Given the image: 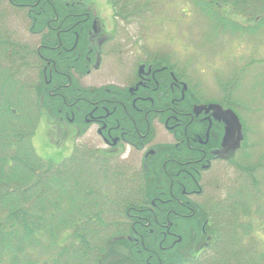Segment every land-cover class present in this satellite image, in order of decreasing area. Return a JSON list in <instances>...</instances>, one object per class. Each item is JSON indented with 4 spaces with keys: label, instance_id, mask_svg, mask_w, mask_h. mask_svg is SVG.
<instances>
[{
    "label": "flooded vegetation",
    "instance_id": "obj_1",
    "mask_svg": "<svg viewBox=\"0 0 264 264\" xmlns=\"http://www.w3.org/2000/svg\"><path fill=\"white\" fill-rule=\"evenodd\" d=\"M59 3L72 18L41 19L44 27L35 30L29 16L39 22L40 16L48 13L46 5L56 13L53 0H0V25H21L25 14L30 33L40 37L36 55L42 72L37 101H45L46 96H50L48 101H64L63 113L59 109L58 113L44 112L43 116L75 125L73 146L78 137L85 135L80 145L92 144L91 149L101 153L99 158L113 166L122 165L135 172L161 168L165 173V177L157 179L167 184L165 190L151 200L139 196L141 202L132 212L127 208L123 214L127 217L123 232L128 233L127 238L132 239V247L139 255L134 262L166 264L167 258L174 256L177 264H263L261 259L246 262L230 257L237 239H243L239 236L242 232L222 231L213 215L207 216L209 211L199 209L203 186L208 185L207 192L216 181L202 174L222 160L214 154L221 153L228 144V127L221 119L217 103L199 102L224 99L200 97L204 85L199 72L188 67L192 52L186 53L184 38L168 33L164 35L170 40L163 39L164 35L146 33L148 28L143 33H121L118 23L138 21L135 12H115L121 7L129 9L130 0H59ZM216 3L222 12L230 7ZM172 6L178 10L181 21L184 7L178 2ZM28 8H36V15ZM99 9L100 13L96 11ZM73 11L80 12L78 17ZM11 33L15 36L13 41L30 48L24 37ZM4 34L7 41H12L7 31ZM5 54L7 50L2 45L0 56ZM81 70L86 72L83 77ZM99 70L109 80L102 85H85L84 79ZM89 88L99 91L87 96ZM214 125L216 133L212 137L208 131ZM90 129L96 137L87 133ZM218 147L221 152L215 149ZM144 233L154 236L151 245L145 242ZM257 239L259 246L256 244L255 248L262 250L263 236Z\"/></svg>",
    "mask_w": 264,
    "mask_h": 264
},
{
    "label": "trees",
    "instance_id": "obj_2",
    "mask_svg": "<svg viewBox=\"0 0 264 264\" xmlns=\"http://www.w3.org/2000/svg\"><path fill=\"white\" fill-rule=\"evenodd\" d=\"M53 1L56 13L46 5L48 13L41 15L39 22L28 15L35 30L44 27L41 19L72 18L59 0ZM212 1H234L240 5L247 2L205 3ZM218 9L213 6L209 12L217 13ZM245 9L248 19L264 21V0H248ZM28 10L36 15V8ZM73 12L78 17L80 12ZM5 43L6 50L29 51L27 45ZM6 60V54L0 56V264H138L134 262L139 255L132 247L133 241L123 232L127 224L123 214L127 208L132 212L135 204L141 202L133 196L144 195L151 200L165 190L167 184L157 180L165 173L161 168L144 171L141 176L146 182L139 187L136 182H120L140 176L136 172L130 174L124 167L113 168L80 144L61 163L43 159L33 143L39 119L44 112L58 113L61 109L63 113L66 105L64 101H48L50 96L45 101H29L28 91H22L21 97L16 93L14 77L2 69ZM80 74L83 77L86 72L81 70ZM97 91L89 88L85 95ZM243 156L249 154L245 152ZM233 163L248 177L258 178L257 163ZM229 193L239 196V206L225 198L199 209L209 211L207 216L212 214L222 231H237L243 228L239 216L250 217L254 207L240 191ZM198 234L197 230L195 238ZM144 239L148 245L154 242L152 234L144 233ZM167 259L166 264L178 262L174 256Z\"/></svg>",
    "mask_w": 264,
    "mask_h": 264
},
{
    "label": "rangeland",
    "instance_id": "obj_3",
    "mask_svg": "<svg viewBox=\"0 0 264 264\" xmlns=\"http://www.w3.org/2000/svg\"><path fill=\"white\" fill-rule=\"evenodd\" d=\"M205 1L130 0L129 9L131 11L134 9L133 11L138 21L136 23H127V25H122L117 22L120 26L119 31L127 34H132V32L143 33L148 28L146 33L153 35H164L168 33L180 35L187 44V47L185 46L186 53L192 52L190 57L191 61L188 62L185 59V62L189 63L188 67L192 69L194 67V70L199 72L200 81L204 85L203 92L213 100L223 97L224 92L218 88H222V84H226L225 81L231 79V71H239L244 65L250 64L251 60L257 62L251 64L242 74L241 80L237 83L235 90L231 94L233 98L236 97L241 100L238 102L242 106L237 108L234 106V108L248 132H245L248 137L244 143L246 146L243 145L244 149L241 153L244 151H248L250 154L252 153L253 161H250L249 156L245 157L246 161L248 163L255 162L258 164V178L248 177V182L246 181L244 186L247 183H257L259 187L258 180L260 177L264 183V26H261L263 29L258 34L260 46L255 41H252L255 40V35L257 34H249V38L247 30L219 32L215 24L210 25L207 22V15L203 13L207 10L208 6ZM175 2L181 3L182 7H184L181 21L178 18V10L172 6ZM247 3L248 0L245 4L241 5L230 1V7L226 8L227 10L224 11V16L227 19H233V17L241 18L243 22L247 23L248 10L245 9ZM96 11L101 12L100 9ZM2 14L3 19L5 17L4 12ZM164 14L168 16L169 20L165 19ZM175 19H178L176 21L178 25L173 21ZM4 31L8 32L9 39L11 38L12 41L15 40L12 38L15 36H12L13 33L11 32H17L30 43V48L28 49L30 54L28 55L18 50H7V60L2 64V69L7 72V75L13 76L14 80H16V85L14 84L17 89L16 93H19L22 97V91H28L32 100L37 101L38 85L40 84V74L42 72V65L36 55V45L40 37L33 36L30 33L29 21L25 14H23L21 25H16L15 27L10 24L0 25V39L4 42L0 46L3 45L5 48V44H7L5 42L8 40V36L4 34ZM226 35L228 36L226 37ZM162 38L170 40L166 35ZM231 50H233L232 54L228 55L226 59L222 57V55ZM220 57H222L220 59L222 64L217 59ZM91 74L84 79L85 85H102L106 83L105 81L109 80L108 75L101 70L92 71ZM218 83H221V85H218ZM200 94V97L203 96L202 93ZM199 102H215L227 105L224 102L231 103L232 101ZM64 122L54 121L47 116L40 118L33 137V143L37 153L43 159H51L59 163L73 153L75 125ZM66 125L67 127H65ZM87 133L96 137L93 129H90ZM81 141H85V135L84 137H78L76 140L77 143ZM202 176L207 177L206 179L208 180L217 178L215 183L212 182L214 183L212 186L213 188H218L214 191L211 190L210 196L217 197L218 201H224L227 198V201L236 202L239 206V196L228 194L230 191L233 193L240 191L237 187L246 179V176L239 169L226 162L221 164L216 162L211 167V170L205 171ZM206 188H208V185L203 186V189ZM205 198V195H201L199 197L200 203H205ZM212 203L213 201H210L211 205H213ZM246 222L251 223V228L247 238H244L243 245L245 251H247L249 261L254 262L260 258L259 253H261L259 247L258 249L255 248L256 244L259 246V239L257 238L263 236L264 241V198L259 205L258 214L250 221L246 220ZM235 258L247 262L243 257Z\"/></svg>",
    "mask_w": 264,
    "mask_h": 264
}]
</instances>
